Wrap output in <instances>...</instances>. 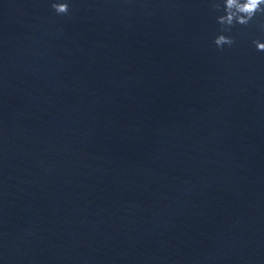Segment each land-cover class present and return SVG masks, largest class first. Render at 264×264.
<instances>
[{"label":"water","instance_id":"water-1","mask_svg":"<svg viewBox=\"0 0 264 264\" xmlns=\"http://www.w3.org/2000/svg\"><path fill=\"white\" fill-rule=\"evenodd\" d=\"M213 2L0 0V264H264V17Z\"/></svg>","mask_w":264,"mask_h":264},{"label":"clouds","instance_id":"clouds-1","mask_svg":"<svg viewBox=\"0 0 264 264\" xmlns=\"http://www.w3.org/2000/svg\"><path fill=\"white\" fill-rule=\"evenodd\" d=\"M212 7L217 12L223 11V15L217 17L221 34L214 39V44L219 50H223L225 46L231 48L235 43L230 35L226 36L223 33H230L236 25L249 26L255 22L258 15L264 17V0H214ZM52 9L57 15L69 14L66 2L53 3ZM260 28L264 30V24H261ZM252 43L257 51L264 52V43L257 40H253Z\"/></svg>","mask_w":264,"mask_h":264}]
</instances>
